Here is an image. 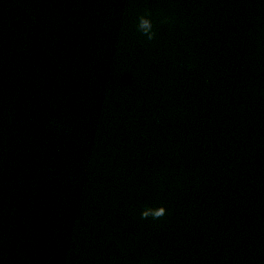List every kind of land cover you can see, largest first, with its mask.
Masks as SVG:
<instances>
[{
  "label": "water",
  "instance_id": "water-1",
  "mask_svg": "<svg viewBox=\"0 0 264 264\" xmlns=\"http://www.w3.org/2000/svg\"><path fill=\"white\" fill-rule=\"evenodd\" d=\"M0 264H264V0H0Z\"/></svg>",
  "mask_w": 264,
  "mask_h": 264
},
{
  "label": "clouds",
  "instance_id": "clouds-1",
  "mask_svg": "<svg viewBox=\"0 0 264 264\" xmlns=\"http://www.w3.org/2000/svg\"><path fill=\"white\" fill-rule=\"evenodd\" d=\"M145 24H147V21H145ZM167 211H168V210H167V208H166V212H165V215L167 214Z\"/></svg>",
  "mask_w": 264,
  "mask_h": 264
}]
</instances>
